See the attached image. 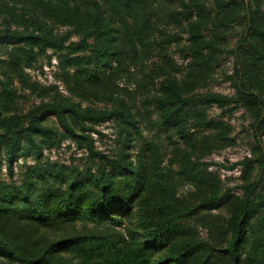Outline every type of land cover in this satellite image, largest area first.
Returning <instances> with one entry per match:
<instances>
[{
    "label": "trees",
    "instance_id": "obj_1",
    "mask_svg": "<svg viewBox=\"0 0 264 264\" xmlns=\"http://www.w3.org/2000/svg\"><path fill=\"white\" fill-rule=\"evenodd\" d=\"M158 1L0 0V264H264L254 168L237 192L206 160L234 144L210 105H241L264 135V0H175L181 62ZM239 17L233 94L200 92ZM44 58L48 82L30 72ZM20 89L38 99L26 110ZM105 122L109 152L93 136ZM66 142L85 164L47 154Z\"/></svg>",
    "mask_w": 264,
    "mask_h": 264
},
{
    "label": "rangeland",
    "instance_id": "obj_2",
    "mask_svg": "<svg viewBox=\"0 0 264 264\" xmlns=\"http://www.w3.org/2000/svg\"><path fill=\"white\" fill-rule=\"evenodd\" d=\"M208 5L212 4L214 0H207ZM240 1V0H239ZM175 0H159L156 5V15L155 23L159 26L162 32H166L173 36L175 39L172 41L169 52L173 57L178 60L179 55L177 50L179 46L177 44L178 39H185L188 33L184 30V24L179 25L170 15V7L176 5ZM245 18L239 17L237 21L225 34L227 41L225 45V52L221 55L220 64L216 67L215 75L213 79L201 88L200 92H219L223 94H233L234 88L232 82L229 78L234 73V59L231 50L240 41L244 34ZM156 36V37H157ZM6 48L0 46V52L4 53ZM157 56L153 57L151 60L155 62ZM150 61V62H151ZM53 64L56 63L55 55L52 57ZM55 65H48V59L44 58L40 63H38L35 68L31 69V74L42 82H48L53 79V74L56 70ZM135 75V73H134ZM129 88H133L135 85L133 83L127 82ZM130 85V86H129ZM20 96L18 98V107L22 110H26L31 104L37 102V97L31 94L29 91L20 89ZM208 114L214 119H219L221 121L229 123L231 126L230 137L233 138L234 144L232 146H227L218 150L213 151L207 158V161L212 162L210 169L215 171L220 175L225 188H230L232 191L241 192L240 186L244 184L249 175V168L253 167V173L251 175V180H258V188L264 192V135L259 132H255L253 128V119L249 112L241 105L233 107L231 109L220 108L217 105L208 106ZM100 131L104 133L103 137H99L98 134H93L96 139V145L101 150L106 152L113 151L116 146V139L114 128L111 122H105L97 127ZM144 134H151L147 130H144ZM151 136V135H150ZM161 139L164 140V133H161ZM167 139L164 140L166 144ZM66 142V146L62 149L55 150L47 153L53 160H60L62 162L83 165L87 161V153L83 149H79L74 143ZM169 148H166V152ZM22 159L19 161L21 162ZM249 164H246V161ZM261 161V162H260ZM261 170V171H260ZM190 186L186 185L183 188L185 192ZM203 235L205 233L203 232Z\"/></svg>",
    "mask_w": 264,
    "mask_h": 264
},
{
    "label": "built area",
    "instance_id": "obj_3",
    "mask_svg": "<svg viewBox=\"0 0 264 264\" xmlns=\"http://www.w3.org/2000/svg\"><path fill=\"white\" fill-rule=\"evenodd\" d=\"M52 151H55V150H51L50 152H52ZM47 153H49V152H47ZM53 159V158H52Z\"/></svg>",
    "mask_w": 264,
    "mask_h": 264
}]
</instances>
